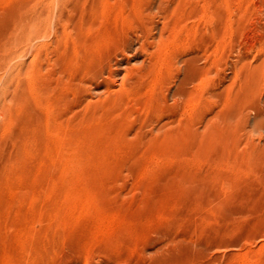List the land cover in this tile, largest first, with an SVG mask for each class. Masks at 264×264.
Returning a JSON list of instances; mask_svg holds the SVG:
<instances>
[{"label": "rangeland", "instance_id": "374dc122", "mask_svg": "<svg viewBox=\"0 0 264 264\" xmlns=\"http://www.w3.org/2000/svg\"><path fill=\"white\" fill-rule=\"evenodd\" d=\"M0 264H264V0H0Z\"/></svg>", "mask_w": 264, "mask_h": 264}, {"label": "bare ground", "instance_id": "6f19581e", "mask_svg": "<svg viewBox=\"0 0 264 264\" xmlns=\"http://www.w3.org/2000/svg\"><path fill=\"white\" fill-rule=\"evenodd\" d=\"M198 6V5H197ZM217 10H218V8H217ZM221 10V9H220ZM203 13V12H202ZM211 26V25H210ZM26 30V29H25ZM209 45V44H208ZM203 57V56H202ZM239 68V67H238ZM215 70V69H214ZM204 74V73H203ZM202 77V76H201ZM193 78V77H192ZM200 80H201V78H200ZM213 81V80H212ZM194 87V86H193ZM190 94V93H189ZM193 95V94H192ZM193 98V97H192ZM191 98V99H192ZM243 113V112H242ZM260 125V124H259Z\"/></svg>", "mask_w": 264, "mask_h": 264}]
</instances>
